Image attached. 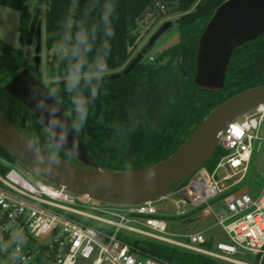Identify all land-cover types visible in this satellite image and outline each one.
<instances>
[{
    "label": "trees",
    "instance_id": "trees-1",
    "mask_svg": "<svg viewBox=\"0 0 264 264\" xmlns=\"http://www.w3.org/2000/svg\"><path fill=\"white\" fill-rule=\"evenodd\" d=\"M27 0H0L21 11V38L28 31L30 13ZM224 0H115L110 70L117 73L134 59L142 34L141 20L152 13L157 3L172 5L180 41L163 50L153 61L149 51L126 75L104 79L101 96L80 134L99 167L130 170L151 166L172 154L220 103L253 86L264 84V35L235 50L227 71L224 88H200L194 80L198 39L215 8ZM107 0H49L46 12V44L48 59L45 76L59 79L64 71L58 66L52 43L64 29L87 20L91 25L99 19ZM153 14V13H152ZM143 48V47H142ZM141 48V50H142ZM28 59L20 47H13L0 37V109L14 124L38 145L57 156L77 162L43 135L39 121L20 101L11 96L4 85L18 71L28 67ZM106 75V76H107ZM43 80V75H38ZM58 86H62V83ZM67 110V108H66ZM219 146L211 161L225 154ZM7 160H17L0 146ZM216 165V164H215ZM214 165V166H215ZM3 170L5 167L0 166ZM123 239L134 248L149 252L167 264H224L204 254L175 245L124 234ZM211 243L208 241V245Z\"/></svg>",
    "mask_w": 264,
    "mask_h": 264
},
{
    "label": "built area",
    "instance_id": "built-area-1",
    "mask_svg": "<svg viewBox=\"0 0 264 264\" xmlns=\"http://www.w3.org/2000/svg\"><path fill=\"white\" fill-rule=\"evenodd\" d=\"M157 6L165 11V4ZM262 130L259 104L221 132L226 152L212 172L203 166L172 194L133 205L101 202L24 174L15 162L0 164V264H76L80 257L90 264H167L125 241L130 233L231 264H264V175L258 190H236L249 174L255 141L264 140ZM220 199L224 204L215 209L212 202ZM168 203L182 216L188 207L214 215L226 237L211 248L203 231L171 232L163 216ZM249 254L255 263L236 258Z\"/></svg>",
    "mask_w": 264,
    "mask_h": 264
},
{
    "label": "water",
    "instance_id": "water-1",
    "mask_svg": "<svg viewBox=\"0 0 264 264\" xmlns=\"http://www.w3.org/2000/svg\"><path fill=\"white\" fill-rule=\"evenodd\" d=\"M42 2V0H41ZM173 21L164 22L151 36L131 63L121 71L104 79L128 74L144 58L157 39ZM33 30L29 34L32 37ZM264 35V0H224L214 10L199 36L196 52L195 83L203 89L224 88L231 58L236 49ZM42 23L37 30V72L42 71ZM40 80L29 68L12 76L4 89L20 101L38 120L28 100V83ZM264 104V84L245 89L229 97L204 118L193 133L168 157L147 167L130 170H109L99 167L82 137L76 136L59 149L77 162L67 160L45 150L42 157L54 160L36 161L26 149L31 140L0 109V146L18 162L45 180L92 199L118 205H133L157 200L172 194L189 176L212 158L219 146L220 134L227 124L243 113Z\"/></svg>",
    "mask_w": 264,
    "mask_h": 264
},
{
    "label": "clouds",
    "instance_id": "clouds-1",
    "mask_svg": "<svg viewBox=\"0 0 264 264\" xmlns=\"http://www.w3.org/2000/svg\"><path fill=\"white\" fill-rule=\"evenodd\" d=\"M115 14V0H107L95 23L89 25L84 20L73 29H64L52 43L56 64L64 69L60 78H53L50 69L43 80L28 83L27 98L38 116L43 135L53 142V150L64 148L70 138L82 133L101 96L116 35ZM38 143L26 142V149L36 161L54 160V156H41Z\"/></svg>",
    "mask_w": 264,
    "mask_h": 264
},
{
    "label": "rangeland",
    "instance_id": "rangeland-1",
    "mask_svg": "<svg viewBox=\"0 0 264 264\" xmlns=\"http://www.w3.org/2000/svg\"><path fill=\"white\" fill-rule=\"evenodd\" d=\"M49 0H44L42 3L40 0H28L29 8L32 14H35L36 10L40 11V20L42 21V43H43V78L45 77L46 72V63L48 59V48L46 44V12ZM165 11H162L159 6L156 7L154 12L146 13L141 20L140 31L142 34L139 46L133 54V57L141 50V48L149 41L151 36L159 28L161 24L167 21H173V26L170 27L166 32H164L154 43L153 47L149 50V54L157 57L163 50L174 46L180 41V32L176 18L179 16L178 12L173 9V6L165 4ZM20 21H21V11L6 6L0 3V37H2L6 42H8L13 47H21L24 51L28 50V45L21 42L19 39L20 35ZM260 135L264 137V130L260 132ZM260 144V147H259ZM219 147V146H218ZM213 157V156H212ZM219 159L221 158L218 157ZM219 159L217 161H219ZM9 160L0 154V164L7 165ZM218 163V162H217ZM217 163H214L209 159L204 166L208 171L212 172ZM16 167L22 172H30V175L40 178L36 173L32 172L20 162L16 161L14 163ZM216 164V165H215ZM215 165V166H214ZM264 175V140L255 141V151L251 160L250 170L248 176L243 180V182L237 188L239 191H249L250 188L259 189L262 185ZM223 200H215L212 202V205L215 209L219 206H223ZM189 215L182 216L177 213H173V207L171 203L167 204V211L163 212L169 222V230L174 233H190L203 231L204 235L207 237L211 243L209 247L214 248L216 241L224 239L226 237L225 232L221 226L216 224V218L214 215L207 217L202 216L198 209L188 207ZM130 235L139 237L141 239H150L146 238L143 235L137 233H130ZM20 243L24 244V241L21 240ZM236 258L255 263L256 260L252 254L249 255H236ZM220 261V260H219ZM224 264H231L229 262L220 261ZM76 264H90L89 260L78 258Z\"/></svg>",
    "mask_w": 264,
    "mask_h": 264
},
{
    "label": "flooded vegetation",
    "instance_id": "flooded-vegetation-1",
    "mask_svg": "<svg viewBox=\"0 0 264 264\" xmlns=\"http://www.w3.org/2000/svg\"><path fill=\"white\" fill-rule=\"evenodd\" d=\"M43 1L44 0H42V2ZM40 2H41V0H40ZM26 5H27L28 10H29V13H30V20H29V24H28V31L26 33L25 38L22 40V38H21V28H20L19 39L21 40V42L26 43L28 45V50L27 51H24L23 48H21V47L20 48L23 50L25 56L28 59L29 66L26 67V68H29L38 77V75L42 74V71H43V63H42V71L41 72H37V65L35 64L34 57L36 56L38 25H39V23H42V21L40 20V11L39 10H36L35 11V14H32V12H31V10L29 8V5H28V0L26 1ZM31 30H33V33H32V37L29 38V34H30ZM42 62H43V58H42Z\"/></svg>",
    "mask_w": 264,
    "mask_h": 264
},
{
    "label": "crops",
    "instance_id": "crops-1",
    "mask_svg": "<svg viewBox=\"0 0 264 264\" xmlns=\"http://www.w3.org/2000/svg\"><path fill=\"white\" fill-rule=\"evenodd\" d=\"M237 188H238V187H237ZM237 188H236V190H237V191H239ZM256 190H258V189H253V188H250V190H249V191H252V192H253V191H256ZM188 215H189V213H188L186 216H188Z\"/></svg>",
    "mask_w": 264,
    "mask_h": 264
}]
</instances>
